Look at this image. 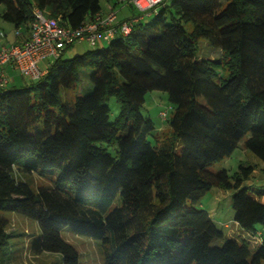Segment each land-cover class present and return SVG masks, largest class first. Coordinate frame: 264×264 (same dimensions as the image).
<instances>
[{"label": "trees", "instance_id": "1", "mask_svg": "<svg viewBox=\"0 0 264 264\" xmlns=\"http://www.w3.org/2000/svg\"><path fill=\"white\" fill-rule=\"evenodd\" d=\"M1 6L23 33L35 9L73 28L103 10L101 0ZM147 17L107 46L63 56L39 81L0 89V264L15 262L10 240L20 236L3 212L34 219L41 234L30 250L62 264H80L65 228L100 241L105 264H264V239L253 248L196 207L214 187L234 191V222L250 233L264 227V203L245 186L254 167L240 166L234 179L210 171L245 138L264 162V0H164ZM201 40L220 57L200 58ZM83 78L92 88L65 102ZM153 91L175 108L171 135L157 144L142 114ZM17 172L52 181L34 191Z\"/></svg>", "mask_w": 264, "mask_h": 264}, {"label": "rangeland", "instance_id": "2", "mask_svg": "<svg viewBox=\"0 0 264 264\" xmlns=\"http://www.w3.org/2000/svg\"><path fill=\"white\" fill-rule=\"evenodd\" d=\"M107 0H101L103 9L107 7ZM5 12V7H0V30L6 31L9 34V39L14 41L15 28L12 24L4 21L2 18ZM192 28V27H191ZM98 46H107L105 42L101 43L100 40L97 43ZM199 46V57L205 55V58H216L220 57L218 53H214V49L208 45L205 40H201L198 43ZM93 49L89 43H77L67 49L64 58L71 59L76 55H81L88 50ZM45 66L44 63L41 64ZM28 84L32 81L28 77H24ZM89 86V87H88ZM92 88V84H89L83 78V83L77 90H69L64 94L65 102H73L77 96L85 95V90ZM108 104L112 111L111 120L115 121L120 114V103L115 97L109 99ZM167 112L168 119L163 120L161 114ZM175 108L169 100V95L163 91L149 92L146 96V102L142 108V114L145 117L151 118L156 126V130L151 136V141L155 144L164 142L171 135V126L169 120L173 117ZM247 138L239 145L235 152L225 158L223 161L215 164L210 168V171L214 174H218L224 170L233 177L239 172L240 166H253L254 172L251 175L249 181L245 183L248 187L251 195H256L259 200L264 203V162H262L253 153L246 150L244 144ZM110 152L115 154L113 148ZM16 175L21 181L28 183L34 191H38L39 187L49 186L52 179H45L38 174H25L17 172ZM56 178V176H55ZM233 194L234 191L223 190L218 187L212 188L208 191L205 196L201 199L200 203L196 206L199 209L206 210L210 213L214 222L220 231L225 234L237 238L239 240L247 239L251 246L254 248L258 243L264 239V227L259 226L258 231L255 233L246 232L236 222H234L235 211L233 209ZM120 204V198L117 199L114 206ZM5 218L10 222L9 232H15L18 236L16 239H11L10 242L13 244V248L10 249L17 251L15 257L17 258L13 264H62L60 255L54 253H43L35 254L29 248V243L34 238L40 236L41 231L38 223L29 217L14 213V212H3ZM62 237L65 241L70 243L80 254V264H105L106 256L102 250L101 242L86 236L78 235L65 228L62 231Z\"/></svg>", "mask_w": 264, "mask_h": 264}, {"label": "built area", "instance_id": "3", "mask_svg": "<svg viewBox=\"0 0 264 264\" xmlns=\"http://www.w3.org/2000/svg\"><path fill=\"white\" fill-rule=\"evenodd\" d=\"M164 0H130V3L142 14H151ZM117 13H98L79 28L65 26L55 18L48 17L40 9H35L34 19L30 23L28 33L21 28L15 30L17 42H10L9 34L0 30V89H8L10 78L5 66L12 64L22 76L32 81L45 78L52 64L62 58L68 48L87 42L91 47L97 43H110L118 34L128 35L133 21L116 25ZM48 63L45 66L41 64ZM163 120L168 113L161 114ZM256 243H259L256 241Z\"/></svg>", "mask_w": 264, "mask_h": 264}, {"label": "crops", "instance_id": "4", "mask_svg": "<svg viewBox=\"0 0 264 264\" xmlns=\"http://www.w3.org/2000/svg\"><path fill=\"white\" fill-rule=\"evenodd\" d=\"M166 2H170V0H165ZM107 7L102 10L101 13L108 14L111 11H115L117 13L116 25H120L123 22L134 21L136 23L145 22L147 20V15L140 13L131 3L130 0H107ZM10 42H17V39H10ZM103 43V42H101ZM44 65L48 63L43 62ZM5 72L10 78L11 87H23L27 85L24 76L20 74V72L12 65L8 64L5 66Z\"/></svg>", "mask_w": 264, "mask_h": 264}]
</instances>
